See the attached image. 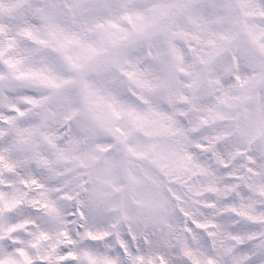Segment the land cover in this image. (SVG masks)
<instances>
[{"label":"rangeland","instance_id":"obj_1","mask_svg":"<svg viewBox=\"0 0 264 264\" xmlns=\"http://www.w3.org/2000/svg\"><path fill=\"white\" fill-rule=\"evenodd\" d=\"M165 4L163 13L161 0H0V207L56 209L32 240L15 231L17 260L120 264L80 244L87 237L124 246L125 264H235L252 231L243 220L233 232L230 215L241 206L264 221L253 210L264 206V4ZM261 234L251 255L264 260ZM7 235L0 225V264H15Z\"/></svg>","mask_w":264,"mask_h":264}]
</instances>
